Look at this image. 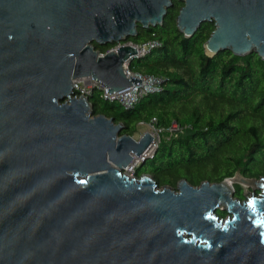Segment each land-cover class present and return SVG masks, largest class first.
Wrapping results in <instances>:
<instances>
[{
	"label": "water",
	"instance_id": "water-1",
	"mask_svg": "<svg viewBox=\"0 0 264 264\" xmlns=\"http://www.w3.org/2000/svg\"><path fill=\"white\" fill-rule=\"evenodd\" d=\"M180 1L186 37L214 20L207 55L264 60V0ZM172 7L0 0V264H264V177L182 178L176 189L150 173L130 177L154 136L121 135L123 122L93 115L90 95L74 89L89 76L111 95L145 84L126 72L138 49L101 56L94 42H127L138 25H163ZM234 183L252 185L251 196L242 201Z\"/></svg>",
	"mask_w": 264,
	"mask_h": 264
},
{
	"label": "trees",
	"instance_id": "trees-1",
	"mask_svg": "<svg viewBox=\"0 0 264 264\" xmlns=\"http://www.w3.org/2000/svg\"><path fill=\"white\" fill-rule=\"evenodd\" d=\"M183 1L173 0L163 25L144 28L127 41L161 44L130 62L138 73L162 78L160 92L150 93L131 108L105 100L101 90L90 95L93 115L103 114L123 122L121 135H133L138 126L156 119L159 129L174 122L189 126L164 137L153 157L141 162L134 174L150 173L160 188L176 189L186 178L193 186L222 181L240 173L251 179L264 177V60L258 53L238 56L232 50L207 55L204 43L215 30L214 20L203 22L194 36L186 37L176 18ZM95 49L106 52L113 43ZM78 94V92H76ZM235 195L245 200L244 187L234 183ZM259 191H257V194ZM226 218L229 213L218 210Z\"/></svg>",
	"mask_w": 264,
	"mask_h": 264
},
{
	"label": "built area",
	"instance_id": "built-area-1",
	"mask_svg": "<svg viewBox=\"0 0 264 264\" xmlns=\"http://www.w3.org/2000/svg\"><path fill=\"white\" fill-rule=\"evenodd\" d=\"M124 44H129L133 46L134 48L138 49V54L136 55L135 58L142 57L143 55L149 53L156 47H159L161 44L160 40L153 39L146 41L141 44L134 43L133 41H127V42H119L113 45L112 47L107 48L106 52H100L101 56H104L106 53L111 52L113 50H117L119 47L124 46ZM131 59H127L125 62L126 66V72L129 77H134L135 79L139 81H144L145 84H132L134 85L130 90L126 91L125 93L121 94H115L111 95L108 92V87H105L104 85L98 83L96 80L92 78V76L86 77V78H78V79H73V85L74 89L76 92H78L77 96H88L93 93L95 89H100L101 90V96L105 100H109L112 102H117L120 103L124 108H131L134 107L136 104L141 102L144 96L150 94V93H156L160 92L162 88V78L154 76V75H148V74H141L138 72L133 71L130 68V62ZM156 119H154L151 123L153 124L154 128L157 130H161L156 126ZM157 127V128H156ZM189 126H182L180 123L178 124L177 122H174L168 130L171 132L175 133L176 135L179 132H184L185 129ZM152 135L154 136V132L152 131ZM156 145V139L154 136V142L150 146L149 149L144 151L142 156L135 157L134 163L137 162L138 165L141 162H144L149 157H153L155 154H149L151 149ZM134 165V164H133ZM133 169V168H132Z\"/></svg>",
	"mask_w": 264,
	"mask_h": 264
},
{
	"label": "rangeland",
	"instance_id": "rangeland-1",
	"mask_svg": "<svg viewBox=\"0 0 264 264\" xmlns=\"http://www.w3.org/2000/svg\"><path fill=\"white\" fill-rule=\"evenodd\" d=\"M146 131H149L151 133L153 131L155 139H156V145L149 152V154H151V155L155 153L156 149L159 147V145L161 144V141L164 139V137H167L168 139H170L173 136H177L175 133L171 132L170 130H167V132H166V130L161 129L159 131V130L154 128L152 123H144L143 122L142 124H140L138 126L137 132L135 134H133V137H135L136 139H140L142 137L143 133L146 132ZM137 166H138V163L135 162L134 165H133V169L131 168L129 171L128 170L125 171L126 174L130 175V177L135 176L134 169ZM238 174L241 176L240 173H238ZM242 187H244V194H245L246 198L250 197L252 192H253V186L252 185L249 186V185L243 184ZM245 191H246L247 194L245 193ZM257 191H259L258 193L261 192V190L257 189L256 190V194H257ZM257 195H259V194H257Z\"/></svg>",
	"mask_w": 264,
	"mask_h": 264
},
{
	"label": "bare ground",
	"instance_id": "bare-ground-1",
	"mask_svg": "<svg viewBox=\"0 0 264 264\" xmlns=\"http://www.w3.org/2000/svg\"><path fill=\"white\" fill-rule=\"evenodd\" d=\"M150 133H151V132H150ZM151 134H152V133H151ZM130 169H131L130 167H129V168H127V170H128V171H129ZM127 170H126V171H127Z\"/></svg>",
	"mask_w": 264,
	"mask_h": 264
}]
</instances>
